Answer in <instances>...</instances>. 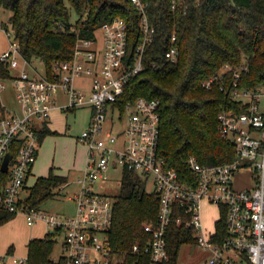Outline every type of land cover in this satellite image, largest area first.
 Instances as JSON below:
<instances>
[{
    "label": "built area",
    "instance_id": "1",
    "mask_svg": "<svg viewBox=\"0 0 264 264\" xmlns=\"http://www.w3.org/2000/svg\"><path fill=\"white\" fill-rule=\"evenodd\" d=\"M131 1L141 12V41L132 55L129 27L122 17L103 23L94 37L78 33L73 57L57 62L51 77L36 76L28 70L30 61L16 40L0 53V61L13 71L8 81H0V93L12 81L18 102L17 110L1 102L0 166L15 137H24L16 160L12 165L13 158L10 161L9 180L1 188L2 205L9 212L24 215L30 226L43 221L54 231L60 229L64 234L63 264H113L116 252L109 233L115 199L105 187L114 168L120 167L121 172L128 168L138 174L144 186L152 181L160 197L157 216L144 223L150 238L144 244L135 243L133 253L149 257L151 264H170L169 235L171 226L177 223L194 230L196 245L209 253L204 264H264V85H238L242 72L248 69L245 63L237 69L226 64L222 72L203 82L208 89L219 83L247 110L239 114L224 110L219 114V132L234 141L236 159L204 165L191 155L186 163L195 180H183L159 154L160 99L124 97L132 77L145 69L144 53L156 34L147 14L148 2ZM2 29L10 37L4 26ZM179 56L177 35L173 33L166 58L176 62ZM229 72L232 77L226 86L223 79ZM85 106L92 108L91 118L78 139L88 148L87 164L77 177L78 190L69 196L75 203L74 213L61 215L27 207L21 193L38 156L40 131L55 110L73 111ZM107 121L109 128H105ZM116 122L122 126L118 134L113 133ZM119 134L124 139L114 147ZM243 171H247L250 184L238 186ZM205 203L218 210L208 224L202 220ZM224 210L225 235L217 224ZM11 258L15 263L30 264L28 255ZM3 261L0 257V264Z\"/></svg>",
    "mask_w": 264,
    "mask_h": 264
},
{
    "label": "trees",
    "instance_id": "2",
    "mask_svg": "<svg viewBox=\"0 0 264 264\" xmlns=\"http://www.w3.org/2000/svg\"><path fill=\"white\" fill-rule=\"evenodd\" d=\"M146 1L148 17L156 28L155 40L145 50V69L132 77L124 97L160 99L159 154L166 166L176 169L183 180L188 181V177L195 180L186 163L189 156L194 155L204 165L226 163L237 157L234 141L223 138L219 132V114L224 110L239 114L247 110L246 105L232 98L219 83L208 89L203 82L222 72L226 64L237 69L245 63L248 69L242 72L238 85H264V0H175V7L173 0ZM0 8L12 12L7 23L14 30L21 53L30 62L33 57H39L49 77L57 62L73 57L78 33L82 37H94L103 23L115 17L127 21L131 55L141 41V12L131 0H0ZM71 9L78 14L75 22L70 18ZM8 24L4 25L7 30ZM173 33L177 35L180 50L176 62L166 58ZM12 74L9 65L0 61V81H8ZM231 77L229 72L223 79L226 86ZM54 132L44 126L40 142ZM23 141V135L13 140L11 165ZM121 174L109 233L111 246L118 255L113 264H151L149 257L133 253L132 246L149 240L144 223L157 216L160 197L156 191H146L134 170L124 168ZM9 176L10 171L4 172L0 166V192ZM68 180L67 175L51 169L29 188L25 205L40 209ZM15 215L0 201V225ZM226 217L224 210L217 223L224 235ZM60 231L56 229L30 240V264H63L62 258L52 259ZM196 241L192 228L174 223L168 243L170 264H179L181 247Z\"/></svg>",
    "mask_w": 264,
    "mask_h": 264
},
{
    "label": "rangeland",
    "instance_id": "3",
    "mask_svg": "<svg viewBox=\"0 0 264 264\" xmlns=\"http://www.w3.org/2000/svg\"><path fill=\"white\" fill-rule=\"evenodd\" d=\"M69 5V3L67 2ZM11 11L5 8H0V51H4L10 47L11 42L15 40V33L8 24ZM71 21L75 22L78 19V14L71 9ZM8 24V31L11 33L7 37L1 31L2 26ZM28 70L36 75H46L45 67L39 57H33L27 66ZM38 71V72H37ZM17 72V70H16ZM65 97L61 95V100ZM0 101L15 110L18 108V102L15 98V89L12 81L7 83V88L0 93ZM64 113V112H63ZM56 112L53 115L52 130L56 131L44 137L41 146L39 147V155L33 167L34 176L29 179L28 185L31 186L36 181L37 177L49 174L53 169L55 173L69 174L79 168L85 167L86 150L87 146L77 137L88 128L90 120V110L88 107L78 108L75 112L66 114ZM110 127V122L105 123V128ZM122 126L117 123L113 126V133L118 134L121 132ZM124 139L123 134H119L117 143L113 144L114 147H119L121 141ZM121 168L117 167L111 171L110 179L106 183L105 192L115 199L120 192L121 184ZM64 174V175H65ZM241 183L246 185L250 184L247 171H243L237 179V185ZM146 186L142 185L147 192H153V182L150 181ZM78 190V186L71 183L64 189H56L54 197L45 201L41 207L43 209H50L53 213H66L72 214L73 203L68 201V196H73ZM26 193H23V198ZM218 214L216 207L208 204L203 205L202 220L204 224L210 223L212 217ZM215 215V216H213ZM30 227L24 215L16 214L12 219L0 225V257H4L6 264H14L11 258V251L16 257L27 255V244L29 241ZM41 238V237H40ZM64 235L61 233L57 236V243L54 247L52 257L59 259L62 255V241ZM116 252V251H115ZM209 257V253L198 247L196 244H184L179 251V264H204ZM118 255L116 252V261Z\"/></svg>",
    "mask_w": 264,
    "mask_h": 264
},
{
    "label": "crops",
    "instance_id": "4",
    "mask_svg": "<svg viewBox=\"0 0 264 264\" xmlns=\"http://www.w3.org/2000/svg\"><path fill=\"white\" fill-rule=\"evenodd\" d=\"M3 27V26H2ZM1 31L3 32V34L5 35V33H4V31H3V29L1 28ZM6 50V49H5ZM4 50V51H5ZM1 52H3V51H0V53ZM85 107H88L89 108V110H90V118H91V112H92V108L91 107H89V106H85ZM81 108H83V107H81ZM77 110V109H76ZM76 110H74V111H71V112H75ZM56 112H61V113H63L64 111H61V110H59V109H57V110H55L52 114L54 115ZM65 114H66V116H67V114L68 113H66V112H64ZM63 113V114H64ZM53 115L51 116V118L49 119V121H48V125H47V127H49L50 129H52V120H53ZM89 122H90V120H89ZM89 125V124H88ZM79 137V136H78ZM78 137H77V140H78V142H79V139H78ZM41 144H42V142H41ZM41 144H40V146H41ZM87 152H88V148H87V150H86V160H85V167H86V164H87ZM38 155H39V150H38ZM37 158H38V156H37ZM33 167H34V165H33ZM33 167H32V169H31V171H30V174H29V177H28V180H27V183H26V185H25V187H24V189H23V191H22V193H21V198L23 199V200H26V198L28 197V195H29V188L33 185H31V186H29L28 185V182H29V179L32 177V176H34L35 174H34V172H33ZM84 167V168H85ZM84 168H79V169H77V170H75L74 172H72V173H70L69 172V174H65V173H58V174H61V175H67L68 176V182H66L65 184V186L62 188V189H64V188H66L67 186H69L71 183H73L75 186H78V184H77V182H76V180H77V177L82 173V171L84 170ZM42 176H45V175H42ZM38 178V177H37ZM246 184L245 183H241L240 184V186H245ZM23 193H26L25 195H24V198H23ZM68 199V201H72L71 203H73V207H72V211H70L72 214L74 213V210H75V203H74V201L71 199V198H69V196L67 197ZM40 209H42V210H44V211H47V212H52L50 209H43L42 207H40ZM53 213V212H52ZM58 214H61V215H71V214H66V213H58ZM27 221V220H26ZM27 225H28V223H27ZM29 227H30V230H29V241H28V244H27V247H28V245H29V242H30V240L32 239V238H35V237H44L47 233H49V232H54V230L53 229H51V227L50 226H48L45 222H43V221H40V222H38V223H36L34 226H30V225H28ZM61 234V233H60ZM63 234V233H62ZM64 235V234H63ZM63 240H64V238H63ZM57 243V242H56ZM62 249H63V241H62ZM27 250H29V247L27 248ZM62 255H63V250H62V253H61ZM11 255H14V253H13V251H11ZM10 255V256H11ZM27 255H28V252H27ZM26 255V256H27ZM62 255L60 256V258L62 257ZM4 258V257H3ZM59 258V259H60ZM52 259L54 260V261H58L59 259H54L53 257H52ZM12 262L14 263V264H20V263H15L13 260H12ZM7 262L5 261V259H4V261H3V263L2 264H6Z\"/></svg>",
    "mask_w": 264,
    "mask_h": 264
},
{
    "label": "water",
    "instance_id": "5",
    "mask_svg": "<svg viewBox=\"0 0 264 264\" xmlns=\"http://www.w3.org/2000/svg\"><path fill=\"white\" fill-rule=\"evenodd\" d=\"M12 158H13V155H12L11 152H8L5 155V157H4V159H3L2 163H1V170L2 171H4V172L9 171V165H10V161L12 160Z\"/></svg>",
    "mask_w": 264,
    "mask_h": 264
}]
</instances>
